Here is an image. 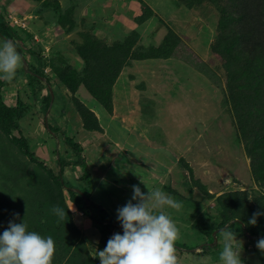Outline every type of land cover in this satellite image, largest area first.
Masks as SVG:
<instances>
[{
  "label": "rangeland",
  "instance_id": "1",
  "mask_svg": "<svg viewBox=\"0 0 264 264\" xmlns=\"http://www.w3.org/2000/svg\"><path fill=\"white\" fill-rule=\"evenodd\" d=\"M0 16L25 39L15 45L22 57L16 76L0 77L4 102L24 103L18 127L8 131L0 122V231L24 218L29 230L53 237L51 264H99L96 249L122 232L116 209L139 184L144 192L159 187L182 201L179 209H165L179 228L178 264L217 262L218 229L226 219L242 244V259L262 264L260 235L237 222L264 232V216L246 223L264 209V176L257 181L264 149L253 143L254 126L262 125L256 114L264 103V76L258 93L245 90L240 67L250 55H264V0H0ZM231 48L240 80L226 69ZM38 56L48 81L32 79ZM64 73H73L76 91L59 78ZM49 88L55 96L46 110ZM75 101L94 114L99 131L84 127ZM240 103L253 114H241ZM62 131L81 146L89 178L74 164L62 179L77 191L90 188L97 220L103 209L117 226L103 228L55 181L59 156L77 160ZM227 194H236L237 207ZM54 205L67 212L63 219ZM233 211H240L238 219Z\"/></svg>",
  "mask_w": 264,
  "mask_h": 264
},
{
  "label": "clouds",
  "instance_id": "2",
  "mask_svg": "<svg viewBox=\"0 0 264 264\" xmlns=\"http://www.w3.org/2000/svg\"><path fill=\"white\" fill-rule=\"evenodd\" d=\"M21 60L14 43L0 39V77L13 79ZM131 188V198L116 209L122 232L113 233L102 249L95 248L99 264H178L175 241L179 228L165 209H179L182 201L159 187H147V192L139 184ZM52 212L58 219L67 215L59 205H54ZM260 216H264V209L253 212L246 223L256 225ZM218 231L222 233V248L217 264H246L236 231L229 225ZM256 247L264 253V236L257 239ZM54 250L53 237L29 230L24 218L20 222L9 220L0 231V264H51Z\"/></svg>",
  "mask_w": 264,
  "mask_h": 264
},
{
  "label": "trees",
  "instance_id": "3",
  "mask_svg": "<svg viewBox=\"0 0 264 264\" xmlns=\"http://www.w3.org/2000/svg\"><path fill=\"white\" fill-rule=\"evenodd\" d=\"M0 37L3 39H7L10 40L14 43V45H17L19 42L24 44L25 43V39L22 38L20 36V34L17 32V30L13 27L10 26L5 19L0 16ZM30 53H32L34 55V52L30 51ZM227 56L229 57L228 59V64L226 65V69L228 70V72L230 73V75L233 76H237V78H239L238 80L241 79V74L236 75V72H239V65L240 63L238 62L236 55L233 52V48H231L229 50V52H226ZM80 54L82 55L83 58L86 59L84 52L80 51ZM39 57V56H38ZM250 59H247L246 63H244V65H240L241 68H243V74H244V78L246 80V85H244V89L246 90L247 87L249 88V90L254 91L255 93H258L261 89L262 81L259 80L261 77V74H263L264 76V55L262 54V52H257L253 55H250ZM39 61V65L36 68L35 71L31 72V76L32 79L35 81H41V80H47V78L45 77L44 74V67L42 65V62L40 60V57L38 58ZM235 62L236 64H239L238 66H233V62ZM237 68V69H236ZM232 69V70H231ZM236 69V72L234 71ZM63 83L72 91H76L77 90V86H76V79L73 75V73H64L61 74L59 77ZM258 79V80H257ZM6 84L4 82H0V122L3 126L4 129L8 130L18 127L19 123L18 120H20V118L23 116L24 111H23V106L24 103L21 100H18L17 105L15 107H10L8 106L1 95V91H2V87L3 85ZM256 85V86H254ZM90 91H92V94H94L96 97H98L99 99H101L104 103H106L105 105L108 106L107 102H105L106 100L104 99V97L100 96L98 93V91H96L93 87L90 86ZM239 95V93H237ZM53 96H55V93L52 94L50 88H49V95L47 99H44V107L47 110L50 107V101H51V97L53 98ZM232 96L234 98H236L234 96V94H232ZM238 97V96H237ZM254 97V96H253ZM239 98V97H238ZM252 99V97H249V100ZM239 102V99H238ZM237 102V103H238ZM264 104V103H263ZM262 104L261 108L258 109V113L257 118L259 121V123H261L262 125H257L254 126L256 127V135L254 136L253 139V143L255 144L256 148H261L264 149V105ZM240 106V113L243 114L244 111L245 113H250L253 114V112L251 111V109L249 107H245L243 108L244 105L237 104V106ZM242 105V107H241ZM75 106L77 111L80 113L82 120L84 121V127L88 130H92V131H99V122L97 120V118L94 116V114L88 110L81 102L79 101H75ZM236 106V107H237ZM238 106V108H239ZM256 125V124H255ZM48 129L51 132H55L57 133L58 131H60V127H56V128H52L51 126L48 125ZM62 136H63V140L65 142V144L72 149L73 153L77 156V160L71 162V161H67L66 159L62 158L59 156L58 158V162H59V174L58 176L55 177V181L61 185L64 186L65 188H67L70 192V194L74 197V199L76 200V205L89 217H91L94 221L98 222L99 224H101L103 226V228H113L115 226H117V223L114 221V219L110 216H107V212L103 209H101V213H102V220H97L98 218L93 214L92 212V208L93 207H99L95 202H93L91 200V189L84 187L79 189L80 191H77L76 188H74L71 184L67 183L66 181H64L62 179V174L64 173V169L67 166H71L74 165L75 166H79L81 168H83L84 172H83V177L84 178H88V172L85 171L86 170V161L85 159L81 156V154L83 153V150L81 148V146L76 143L74 141L73 138L69 137L67 135L66 132L62 131ZM17 141L20 142V146L21 148L28 153L29 156H31L32 158H34V154L29 152V146L27 144V141L23 138L18 139ZM250 153V152H248ZM251 155V153H250ZM264 166V164H263ZM255 169V167H254ZM264 171V169H263ZM255 173H256V169H255ZM262 176H258L257 181L259 183H261L260 180H262V177L264 176V173H261ZM89 179V178H88ZM236 194H227L225 197L228 198L227 200L229 201V203L233 204L231 206H235L237 207L236 201H234V197ZM224 197H220V201L223 200ZM230 205V204H229ZM234 208V207H232ZM240 213V211H233V216L235 218L236 215H238ZM228 220H224V222H222L220 224L221 227H224L225 225H227ZM245 221L243 219L238 220L237 224H239L242 228V230L245 232H249L250 235L254 236V235H260V236H264V232H260L254 228H249V227H245L244 226ZM213 233H211L210 235V239L211 241H213L215 239V237H213ZM212 243V242H211ZM175 247L180 248L183 247L180 244H175ZM204 248H209V249H214L211 248L209 245L205 246ZM260 259L262 264H264V255H260Z\"/></svg>",
  "mask_w": 264,
  "mask_h": 264
},
{
  "label": "crops",
  "instance_id": "4",
  "mask_svg": "<svg viewBox=\"0 0 264 264\" xmlns=\"http://www.w3.org/2000/svg\"><path fill=\"white\" fill-rule=\"evenodd\" d=\"M103 181H104V183L108 184V182H106L105 180H103ZM208 259H209V258H208ZM178 261H181L180 258H178ZM211 261L214 262L213 259H212V260L209 259L207 264H217V262L210 263Z\"/></svg>",
  "mask_w": 264,
  "mask_h": 264
},
{
  "label": "water",
  "instance_id": "5",
  "mask_svg": "<svg viewBox=\"0 0 264 264\" xmlns=\"http://www.w3.org/2000/svg\"><path fill=\"white\" fill-rule=\"evenodd\" d=\"M215 236V235H214Z\"/></svg>",
  "mask_w": 264,
  "mask_h": 264
}]
</instances>
